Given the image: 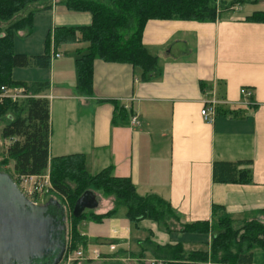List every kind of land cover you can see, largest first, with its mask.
I'll return each instance as SVG.
<instances>
[{"label": "crops", "instance_id": "crops-1", "mask_svg": "<svg viewBox=\"0 0 264 264\" xmlns=\"http://www.w3.org/2000/svg\"><path fill=\"white\" fill-rule=\"evenodd\" d=\"M62 2L31 4L24 13H32L30 34L13 35L15 55L51 59L48 69L11 71L15 82L47 84L38 97L49 102V159L82 155L89 175L109 168L140 196L161 199L179 226L211 224L213 218H228L234 226L264 221V23L248 21L253 13L239 6L222 8L214 22L149 21L142 43L157 58L158 75L142 81L129 65L95 60L91 90L83 93L76 59L86 46L55 39L58 29L89 26L91 16ZM210 101L217 102L216 116L207 124L200 111ZM8 145L0 138L2 160ZM215 163H241L238 172L251 182L214 183ZM2 164L1 171H13V161ZM93 193V214L114 208L111 198ZM76 231L91 263L103 264H171L172 247L208 251L211 240V233L167 231L150 219L132 224L125 209L101 223L82 220ZM94 251L101 260L93 261ZM258 252L264 253L255 251L252 264L264 258Z\"/></svg>", "mask_w": 264, "mask_h": 264}, {"label": "trees", "instance_id": "trees-1", "mask_svg": "<svg viewBox=\"0 0 264 264\" xmlns=\"http://www.w3.org/2000/svg\"><path fill=\"white\" fill-rule=\"evenodd\" d=\"M36 1L0 0V91L2 87L23 88L30 96L18 102L0 97V122L6 121L0 129V138L9 142L4 164L13 161L14 177L42 176L49 169L51 193L60 200H67L72 209L85 191L101 192L112 199L111 211L101 215L83 212L79 218L72 217L76 225L82 220L101 223L115 216L119 207L125 209V217L132 224L144 219L164 222L170 209L161 199L153 195L140 196L129 179L113 177L109 168L89 175L82 155L49 159V102L38 97L47 90V84L11 79L14 68L48 69L51 64L47 54L28 57L13 53V35L31 32L32 13L25 16L24 13ZM62 4L71 12L91 16L89 26L58 29L55 39L86 46L84 53L78 50L76 59L78 88L83 93L91 90L95 60L129 65L133 71L140 72L142 81L158 75L157 58L142 43L147 22H214L221 13L215 0H63ZM247 20L264 23V12H255ZM239 165L241 163H215L213 182L250 183V179L243 178L244 172H238ZM70 184L74 185L73 189ZM76 225L74 244L84 246ZM180 232L211 233L209 249L185 252L181 245H176L168 258L171 264H252L253 253L264 251V225L258 220L234 226L228 218H213L211 224L197 222L181 226Z\"/></svg>", "mask_w": 264, "mask_h": 264}, {"label": "water", "instance_id": "water-1", "mask_svg": "<svg viewBox=\"0 0 264 264\" xmlns=\"http://www.w3.org/2000/svg\"><path fill=\"white\" fill-rule=\"evenodd\" d=\"M98 200L85 191L72 217L95 210ZM65 208L56 200L34 205L13 179L0 172V264H60L66 253Z\"/></svg>", "mask_w": 264, "mask_h": 264}, {"label": "rangeland", "instance_id": "rangeland-1", "mask_svg": "<svg viewBox=\"0 0 264 264\" xmlns=\"http://www.w3.org/2000/svg\"><path fill=\"white\" fill-rule=\"evenodd\" d=\"M216 2V6L219 7V10L228 6H239L241 7V9L244 11H248V12H262L264 11V0H242L243 4H240V0H215ZM240 9V8H239ZM1 26V25H0ZM2 157H0V163H2ZM2 160V161H1ZM7 162H3V166H5ZM0 172L6 173L8 174L13 181H15L14 174L12 171V168L9 166L7 170L1 171ZM48 172V171H46ZM45 172V173H46ZM49 173V172H48ZM71 188H74L73 184H70ZM95 193H97L96 191H93ZM100 194L102 195V193L100 192ZM103 197L106 198V196L102 195ZM35 197V201L37 203V205H43L45 204L48 200L52 199V200H56L58 201L61 205L64 206L65 211H66V222H65V227H66V245H67V253L65 255V257L63 258V260L61 261L60 264H103L104 262H93L89 260V256L85 255L83 250L81 248H84L82 246L76 247L74 244V240H75V225L76 222L73 220L72 218V207L70 205V203H68L67 200H60L57 197H55L50 191L48 193H42L40 195H34ZM94 211V210H93ZM92 210H86L85 214H89L93 212ZM123 212V208L119 207L117 209V214L122 213ZM261 222V221H260ZM263 222V223H262ZM261 223L264 225V221H262ZM161 227L163 228L165 226V230L169 231V229H175V230H180L181 226H179V223L176 221V219L174 217H172L171 215H166L164 222L160 223ZM216 233V232H215ZM211 241V240H210ZM80 250L83 252V255L81 258L76 256V252ZM69 251V252H68ZM96 251H94L93 253H95ZM96 255V254H95ZM256 255H263L262 257H264V253L258 252V254ZM99 256V257H98ZM96 255L94 258L98 259V260H93V261H99L101 259V255ZM98 257V258H97ZM259 257V256H258ZM261 260V261H259ZM104 261V260H103ZM155 261V260H154ZM159 262H161L162 264H166L164 261L159 260ZM264 263V258H258L255 262V264H260V263ZM207 264H212L210 262H208Z\"/></svg>", "mask_w": 264, "mask_h": 264}, {"label": "built area", "instance_id": "built-area-1", "mask_svg": "<svg viewBox=\"0 0 264 264\" xmlns=\"http://www.w3.org/2000/svg\"><path fill=\"white\" fill-rule=\"evenodd\" d=\"M240 93L245 98H250L251 94L246 89H241ZM0 97L4 99H9L12 102H18L24 99H28L30 96L24 92L23 88H6L2 87L0 91ZM216 106L217 102L210 101L206 103L200 111V116L203 122L207 124H211L214 121L216 116ZM137 124L135 118L131 120V125L134 126ZM15 184L17 185L20 192L23 194L25 198H27L31 203L37 205L35 201L34 195H40L42 193L51 192V185L49 181V177L47 175L42 176H23V177H16ZM114 247L110 246V250H113ZM98 256V253H94ZM83 252L78 250L76 252V256L81 258ZM147 264H162L159 261H148Z\"/></svg>", "mask_w": 264, "mask_h": 264}, {"label": "flooded vegetation", "instance_id": "flooded-vegetation-1", "mask_svg": "<svg viewBox=\"0 0 264 264\" xmlns=\"http://www.w3.org/2000/svg\"><path fill=\"white\" fill-rule=\"evenodd\" d=\"M65 237H66V235H65ZM67 246V245H66Z\"/></svg>", "mask_w": 264, "mask_h": 264}]
</instances>
